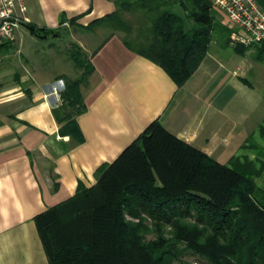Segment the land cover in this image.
<instances>
[{
	"label": "trees",
	"instance_id": "1",
	"mask_svg": "<svg viewBox=\"0 0 264 264\" xmlns=\"http://www.w3.org/2000/svg\"><path fill=\"white\" fill-rule=\"evenodd\" d=\"M111 1L115 10L84 29L119 33L127 48L161 67L177 87L211 43L241 56L250 50L231 45V28L209 0ZM257 2L264 10V0ZM27 27L38 38L59 33ZM254 45L255 60L264 63V41ZM68 52L83 73L65 79L54 110L58 121L84 110L80 87L93 71L78 46ZM94 176L93 185L78 182L72 197L35 217L49 264H264V192L260 198L244 172L178 139L158 120ZM186 255L196 261L182 262Z\"/></svg>",
	"mask_w": 264,
	"mask_h": 264
},
{
	"label": "crops",
	"instance_id": "2",
	"mask_svg": "<svg viewBox=\"0 0 264 264\" xmlns=\"http://www.w3.org/2000/svg\"><path fill=\"white\" fill-rule=\"evenodd\" d=\"M22 1L26 22L13 42L0 44V264H49L35 217L72 197L78 182L93 185L97 167L115 160L152 121L229 164L240 138L233 104L248 83L236 73L241 60L232 47L225 55L211 43L197 70L177 87L161 67L127 48L119 33L85 30L115 10L113 1ZM81 14L70 24L77 37L67 43L81 49L93 71L80 87L84 110L58 121L54 110L71 77L46 71L38 50L31 56L26 44L63 35L38 38L27 25L61 31Z\"/></svg>",
	"mask_w": 264,
	"mask_h": 264
},
{
	"label": "rangeland",
	"instance_id": "3",
	"mask_svg": "<svg viewBox=\"0 0 264 264\" xmlns=\"http://www.w3.org/2000/svg\"><path fill=\"white\" fill-rule=\"evenodd\" d=\"M175 8V11L181 12L177 7ZM220 14L221 16H218L219 19L228 24L226 17L222 13ZM124 16L129 22L134 24L132 17L128 13L124 14ZM69 25L67 23L64 28L60 29L61 31H59L58 35H63L60 38L37 39L35 44H26V46L30 47L27 53L33 56V50L37 49L38 62L46 71L51 73L61 72L71 78H77L83 73V70L75 69L66 50L70 47L67 43L70 37L72 40L77 37L72 35L74 30L72 25L70 27ZM86 34L92 35L85 32ZM49 45H51L50 48L48 47ZM254 46H245L250 47V50L245 52L242 57L233 54L235 59L241 60V69H237L236 73L241 75V78L248 83H246L248 87L241 84L245 88L246 94L243 96L237 91V100L233 104L235 108L233 118L237 121L238 138H240L235 141V151L230 157L228 166L237 172H244L259 189L261 198V192H264V63L255 60ZM258 46H261V44ZM216 47L221 49L225 55L232 52L231 48L226 46L217 45ZM70 49H72V46ZM231 65L229 66L230 69L233 68ZM243 115H246L247 118L245 122L242 121ZM262 200L264 201V199ZM195 261L196 257L190 255H186L182 259V262L187 263H194ZM176 264L183 263L177 262Z\"/></svg>",
	"mask_w": 264,
	"mask_h": 264
},
{
	"label": "built area",
	"instance_id": "4",
	"mask_svg": "<svg viewBox=\"0 0 264 264\" xmlns=\"http://www.w3.org/2000/svg\"><path fill=\"white\" fill-rule=\"evenodd\" d=\"M231 28L230 43L250 46L264 41V10L257 0H209ZM22 0H0V44L11 43L19 26L26 22Z\"/></svg>",
	"mask_w": 264,
	"mask_h": 264
}]
</instances>
